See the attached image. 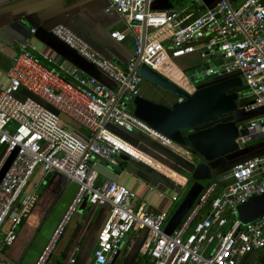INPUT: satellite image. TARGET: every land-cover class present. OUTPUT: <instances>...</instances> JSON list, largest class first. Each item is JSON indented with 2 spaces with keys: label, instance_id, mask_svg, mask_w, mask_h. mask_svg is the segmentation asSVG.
<instances>
[{
  "label": "built area",
  "instance_id": "1",
  "mask_svg": "<svg viewBox=\"0 0 264 264\" xmlns=\"http://www.w3.org/2000/svg\"><path fill=\"white\" fill-rule=\"evenodd\" d=\"M156 1L108 0L106 11L115 10L123 22L122 30L111 32L110 37L118 43L128 35L134 40L125 69L102 58L66 27L51 29L55 38L106 74L116 84L115 91L82 70L42 60L27 42L20 45L6 83L0 84V173L12 157L0 178V253L12 246L17 226L35 202L26 187L39 170L41 180L60 173L75 182L77 190L34 264L50 261L86 197L90 205L109 206L88 264H113L124 239L134 230L149 233L142 246L147 264H264L257 257L253 260L264 249V216L243 225L236 215L238 205L264 194L262 156L239 162L209 182L171 234L163 229L166 211L149 213L143 206L134 211L132 190L113 181L96 184L98 159L113 165L117 155L125 154L150 165L137 155L145 153L107 125L129 134L143 132L160 143L168 141L127 110L144 83L138 67L144 64L155 70L156 62L164 57L197 54L204 65H210L205 77H240L238 111L252 118L239 123L238 130L251 128L264 136V0H243L237 6L231 0H218L197 15L151 11L148 6ZM27 94L69 117L87 135L78 136L57 114ZM0 264L10 263L0 259Z\"/></svg>",
  "mask_w": 264,
  "mask_h": 264
},
{
  "label": "crops",
  "instance_id": "2",
  "mask_svg": "<svg viewBox=\"0 0 264 264\" xmlns=\"http://www.w3.org/2000/svg\"><path fill=\"white\" fill-rule=\"evenodd\" d=\"M201 1L202 5L197 2L199 12L213 7L218 0ZM108 5V0H0V84L6 83V74L11 68L12 60L20 52V45L27 42L30 50L42 60L47 58L54 64H63L67 69L82 70L108 89L115 91L116 84L106 74L51 34L53 27L62 25L102 58L125 69L132 54L134 40L128 35L123 42L118 43L110 37L111 32L122 30L123 22L115 10L106 11ZM148 7L151 11H187L195 15L199 13L186 8L177 10L180 6L176 8L170 0H158ZM154 68L188 91L193 90L185 72L177 68L171 59H160ZM140 94L153 98L156 90L143 83ZM127 107L133 114L131 103L127 104ZM230 116L243 120L242 123L252 118L251 115L240 111ZM70 129L78 136L87 135V130L81 126ZM132 141L134 144L129 142L131 145L146 154L137 155L150 165L125 154L117 155L113 165L96 160V184L113 181L132 190L136 194L132 203L134 211L140 206L149 213L166 211L168 217L163 226L166 233H173L179 227L205 186L214 178L229 171L234 164L254 155L264 158V136L252 140L255 141L253 144L241 142L240 150L235 156L223 159L215 165L218 174H213L212 179L206 183H199L193 178L190 170L203 163V160L192 149L181 147L169 140L160 143L140 131L132 133ZM11 159L12 157L3 167L0 178ZM76 190V183L64 175L53 173L41 180L39 170H36L26 187L27 192L35 195V202L28 215L17 226L16 239L12 246L3 252L4 256L15 264H34ZM173 197L176 198L175 201ZM108 211V205H90L86 197L73 215L47 264H88ZM127 236L113 264H147L142 254V246L149 238L148 231L134 230ZM256 257L258 261L264 260V249L255 254L253 260Z\"/></svg>",
  "mask_w": 264,
  "mask_h": 264
},
{
  "label": "water",
  "instance_id": "3",
  "mask_svg": "<svg viewBox=\"0 0 264 264\" xmlns=\"http://www.w3.org/2000/svg\"><path fill=\"white\" fill-rule=\"evenodd\" d=\"M208 68L210 65H204L185 73L189 83L194 85L190 92L168 77L141 64L138 67V75L145 84L156 90V94L153 98L139 94L129 102L133 106L134 117L172 143L190 148L202 158L203 163L190 170L193 178L199 183H206L212 179L213 174H218L215 165L223 159L235 156L240 150L241 142L248 143L263 137L261 133H254L255 129L238 130V124L243 120L230 116L238 113V90L242 86L240 77L203 80L204 71ZM30 98L57 114L69 128L80 126L39 98ZM179 98H183L181 103L177 102ZM236 215L243 225L264 216V194L238 205ZM14 216L11 215L12 218ZM0 259L15 264L2 253Z\"/></svg>",
  "mask_w": 264,
  "mask_h": 264
},
{
  "label": "rangeland",
  "instance_id": "4",
  "mask_svg": "<svg viewBox=\"0 0 264 264\" xmlns=\"http://www.w3.org/2000/svg\"><path fill=\"white\" fill-rule=\"evenodd\" d=\"M170 1L173 3V6H175L176 8L180 6L179 8H177V10H180V8H186L189 11H192V10L198 11L200 9L199 5H197L198 3L196 0H170ZM242 1L243 0H237V2L236 3L234 2L233 4H234V6H237ZM191 6H193V7H191ZM171 61L174 63V65L177 66V68L184 71L185 73L188 71H191L192 69H196V68L204 66V64L202 63V61L200 60V58L198 57L197 54H191L189 56H185V57H182L179 59H171ZM210 78H212V77H204L202 79L203 80H209ZM190 92H191V90H190ZM27 96L33 97V95H31V94H27ZM242 103L243 102H241V100H240V104H242ZM247 122L248 121H246V123ZM107 128L111 132H113L114 134H116V135L118 134L119 137L124 139L126 142L128 141V143L130 142L131 144H134L132 141V133L131 134L126 133V132L120 130L119 128H116V127L111 126V125H107ZM249 143L253 144V143H255V141L248 142V144ZM130 233L128 235H130ZM255 263H257V260L255 261Z\"/></svg>",
  "mask_w": 264,
  "mask_h": 264
},
{
  "label": "flooded vegetation",
  "instance_id": "5",
  "mask_svg": "<svg viewBox=\"0 0 264 264\" xmlns=\"http://www.w3.org/2000/svg\"><path fill=\"white\" fill-rule=\"evenodd\" d=\"M201 82H199V84H200ZM194 86V85H193ZM195 86H196V84H195Z\"/></svg>",
  "mask_w": 264,
  "mask_h": 264
},
{
  "label": "trees",
  "instance_id": "6",
  "mask_svg": "<svg viewBox=\"0 0 264 264\" xmlns=\"http://www.w3.org/2000/svg\"><path fill=\"white\" fill-rule=\"evenodd\" d=\"M254 156H257V155H254Z\"/></svg>",
  "mask_w": 264,
  "mask_h": 264
}]
</instances>
